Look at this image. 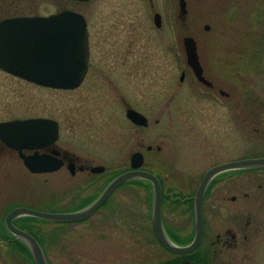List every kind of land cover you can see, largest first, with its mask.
Wrapping results in <instances>:
<instances>
[{"label": "rangeland", "instance_id": "obj_1", "mask_svg": "<svg viewBox=\"0 0 264 264\" xmlns=\"http://www.w3.org/2000/svg\"><path fill=\"white\" fill-rule=\"evenodd\" d=\"M184 1V20L178 17V0H94L86 5L64 3L63 7L76 8L88 13V17L91 14V41L102 42L94 48V56L100 64L106 58L104 42L107 37L117 42L116 46L132 39L136 48L141 49L142 73L147 74L145 78H155L143 81L142 94L146 102L139 110L147 119V127L137 131L142 139L140 152L146 161L145 168L155 169L156 163L165 168L185 167L188 145L194 158L201 157L205 152L203 135L199 133L203 123L197 117V111L203 106L238 105V157L246 154L247 143L251 147L247 154H263L264 0ZM153 13L160 14L161 29L154 27ZM205 26H208L207 30ZM187 36L196 43L204 75L214 84L212 92L195 81L186 65L182 39ZM0 84L3 85L0 86V106H11L12 112L20 117L28 116L29 112L30 117L57 120L60 139L56 145L107 170L100 182L90 188L86 185L90 174L71 177L68 172L58 170L47 175H32L21 173L16 165L8 170L0 167V207L18 204L39 212L75 211L76 203L72 202L71 196L76 185L81 184L79 181L84 179L85 183L79 199L90 193L97 195L108 176L125 167V157L136 150L130 140L133 126L126 120L123 108L113 110L109 103L112 99L110 91L92 70L82 85L73 91L40 89L10 79H1ZM218 90L229 97H221ZM145 94L154 97L145 99ZM172 94L174 106L170 112L167 102ZM248 111L253 112L251 118ZM186 116L192 127L189 136ZM148 146L151 151L146 150ZM157 147L161 149L159 153ZM140 194L144 200L145 194ZM138 198L134 188L118 189L90 222H105L111 228L122 219L136 218L140 212L147 217L148 206L144 204L141 210L138 209ZM38 223L41 232L46 233L44 237L51 238L46 247L51 264H71L75 254L84 255L94 264H103L105 246L102 240L107 235L92 230L88 238L76 243L72 236L76 233L75 224ZM60 233L63 241L55 240L60 238Z\"/></svg>", "mask_w": 264, "mask_h": 264}, {"label": "flooded vegetation", "instance_id": "obj_2", "mask_svg": "<svg viewBox=\"0 0 264 264\" xmlns=\"http://www.w3.org/2000/svg\"><path fill=\"white\" fill-rule=\"evenodd\" d=\"M93 2L94 0H0V32L9 30L2 25L7 20L48 17L65 11L80 14L84 18L87 28L88 62L86 75L92 70L96 76L105 82L106 88L110 91L112 99H110L109 103H111L113 110L123 108L126 118L128 110L139 112L144 107L146 101H143V81H151L155 78H145L147 74L142 73V51L139 47L136 48L132 39L126 42H119V46H116L117 42H113L107 37L104 42L106 58L101 64L97 61L94 56V48H98L102 42L91 41V14L88 17V13L81 12L76 8L63 7L64 3L76 6ZM161 28L162 22L160 27L156 29ZM170 75H167L168 78ZM1 79L18 80L40 89L54 91V89L38 86L0 69ZM180 81L182 82L183 79ZM195 81L199 85L204 86L206 90L212 92L214 89L212 82V85L207 87L196 79ZM169 85L172 88V84ZM0 86L3 85L0 84ZM167 91L174 92L173 89H168ZM218 93L221 97H229L227 93L221 90H218ZM150 97H154L153 94L151 96L145 94V99ZM173 106L174 95L172 94L167 102L170 112ZM218 108L221 110H218ZM218 108L211 106L198 108L197 117L203 123L199 133L203 135L201 139L205 150L201 157L194 158L190 154L191 147L188 145V157L185 160V167L181 168L174 165V167L165 168L160 167L156 163L157 168L148 169L144 167L146 161L143 155L144 162L140 170L154 175L161 187L160 215L164 236L172 246L187 248L186 252L175 253L165 249L160 244L152 224L150 205L153 198L152 186L148 181L142 179L125 183L114 192L118 189L127 190L129 187L134 188L138 192L139 197L138 209L141 210L144 204L148 206L147 217H143L142 212H140L136 218L122 219L118 221L120 223H117V226L111 228L105 222L103 224L99 221L90 222L92 217H89L74 223L75 225L73 226L76 227V233L72 234L74 241L77 243L81 239L88 238L87 235L92 230H96L97 234L107 235V238L102 240L105 246L103 264H264V168L224 169L210 178L201 200L200 234L197 242L194 243L197 236L194 197L203 176L210 169L226 163L264 157V153L247 154L251 150L249 143H247L246 154L238 157L239 106L231 103L230 105H218ZM222 110H225L223 111L224 115L221 113ZM251 113L253 112L248 111L250 118ZM27 114L28 116L25 117L16 116L12 112L11 106H0V125L15 120L46 118L43 116L30 117L29 112ZM185 119L186 122L187 116ZM127 121L134 129V132L130 135V140L134 143L136 150H133L125 157V167L108 176L103 187L118 174L130 171L131 156L135 153H141L142 139L137 132L141 129V126H136L129 120ZM57 123L59 141L60 124L58 121ZM172 124L174 125V122ZM187 124L189 126L188 121ZM171 128L173 129L174 127L171 126ZM191 128L189 126L186 130L188 136L191 133ZM26 142L30 141L26 139L20 141V138L14 135L13 130L0 129V167L2 170H8L16 165L21 173L31 174L25 168L23 158L36 153L38 155H54L61 159L63 165L59 170L68 172L71 177L76 176V174H90V180L86 182L87 187L90 188H94L100 182V177L107 171L105 168L102 173L92 174L90 168L93 163L71 153L59 144H52L37 150L22 148L21 151H18L13 147L15 144L21 145ZM34 142L38 141L35 140ZM155 149L157 153L161 150L160 147ZM68 166L71 167L72 173H70ZM83 181L84 179L79 181L81 184H77L72 191L71 199L73 200L72 202L76 203L75 207L77 209L86 206L101 192L98 189L96 191H99L97 195L96 193H90L79 199L78 196L81 194V189L84 188L85 184ZM167 183L170 185L167 186ZM140 192L145 194L144 200L141 199ZM110 197L103 205L107 203ZM10 205L7 208L0 207V264H34L30 250L6 228L4 223L5 216L12 209L26 206ZM38 222L35 219L25 217H18L13 220L16 228L35 239L43 253L46 264H51L49 251L46 248L47 242L51 241V238L44 237L46 233L41 232ZM90 227L91 230H89ZM96 227L100 229L97 230ZM63 228L65 229L66 227ZM82 230L85 232H80ZM105 230L106 232H104ZM112 231L113 233H111ZM61 234L60 238L55 240L63 241ZM116 251L120 252L115 253ZM83 256L82 254H75L71 264H94L91 259H85Z\"/></svg>", "mask_w": 264, "mask_h": 264}, {"label": "water", "instance_id": "obj_3", "mask_svg": "<svg viewBox=\"0 0 264 264\" xmlns=\"http://www.w3.org/2000/svg\"><path fill=\"white\" fill-rule=\"evenodd\" d=\"M178 17L182 20L186 15V2L178 0ZM154 24L160 26V16H154ZM3 25L15 30L6 31L0 34V69L19 76L25 80L40 86L53 89L72 90L82 82L87 69V37L86 24L82 16L63 12L47 18H19L12 19ZM205 30L208 26L204 27ZM15 36V38L13 37ZM185 60L187 66L192 70L196 79L206 86L211 83L203 77V70L197 54L196 43L192 37H184L182 40ZM183 77V75L181 76ZM127 118L136 125L145 126L146 119L139 113L128 110ZM16 133L30 135L45 139L40 144H25L13 146L16 150L22 148L40 149L52 145L58 138L57 124L48 119H31L16 121L7 125ZM142 154L136 153L131 157V170L124 172L114 178L102 191L99 197L87 207L67 213L39 212L27 208H15L5 217L7 229L20 239L30 250L35 264H46L43 253L33 237L16 228L12 221L19 216L36 217L53 223H75L90 217L120 185L134 179H144L151 183L153 188L152 201V224L160 244L167 250L175 253H184L188 249L174 247L164 236L160 207L161 187L158 179L149 172L141 171ZM24 164L33 173H49L58 170L63 162L56 156H36L24 159ZM241 168H264V157L244 159L226 163L210 169L202 178L194 197L195 222L197 227L198 240L200 226L201 200L206 186L212 176L224 169ZM103 167H93V173L103 171Z\"/></svg>", "mask_w": 264, "mask_h": 264}, {"label": "trees", "instance_id": "obj_4", "mask_svg": "<svg viewBox=\"0 0 264 264\" xmlns=\"http://www.w3.org/2000/svg\"><path fill=\"white\" fill-rule=\"evenodd\" d=\"M33 219V218H32Z\"/></svg>", "mask_w": 264, "mask_h": 264}]
</instances>
